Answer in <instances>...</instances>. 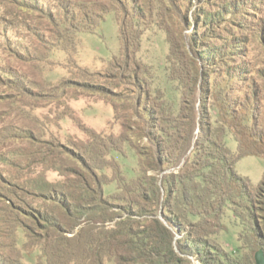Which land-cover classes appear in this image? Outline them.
<instances>
[{
	"label": "trees",
	"instance_id": "1",
	"mask_svg": "<svg viewBox=\"0 0 264 264\" xmlns=\"http://www.w3.org/2000/svg\"><path fill=\"white\" fill-rule=\"evenodd\" d=\"M54 2L57 8L42 15L46 20L42 22L43 26L47 29L25 25V30L45 49L62 51L67 66L71 55L78 50L77 33L92 32L107 12H115L120 50L106 66L121 68L122 65L135 71V54L145 30L143 6L139 0H133L134 9L131 10L124 0ZM225 4L219 6L223 13ZM222 12L207 11L202 20L211 25ZM161 28L166 31L165 40L170 51L166 68L170 80L177 81L181 88V106L179 115L169 120L173 132L160 129L166 133L164 140L145 133L149 146L136 149L132 156L136 158L135 168L126 170L128 175L136 176L132 180L127 179L126 171L115 159L125 157L117 142H127L125 135H118L117 139L104 136L99 139L95 134L102 133L83 125L88 144L83 147V152H75L64 142L51 137L46 118L36 113L38 108L50 107L61 99L65 100L68 110H72L68 105L70 99L97 95L110 102L114 118H117L119 105L103 84L68 77L74 70L69 72L66 67L62 68L66 69L67 77L61 76L53 85L46 81L39 83L16 68L3 69L0 64V88L4 89L0 90V120L4 124L1 127L2 142L14 144L10 154L22 160L13 164L20 172L11 176L15 188L11 193L15 197L19 192L23 193L18 204L6 199L8 206L4 216L9 217L14 229L23 233L25 241L22 245L31 239L40 240L34 249L41 259L53 251L67 262L82 260L89 264H193L195 260H199L197 264H255L253 251L261 248L264 252V214L258 213L264 211V175L257 187L251 189L247 179L233 167L235 160L247 154L264 157V116L254 109L256 100L247 95L236 105L232 98H225L217 107L219 116L215 121H211L209 112L196 110L193 102L198 89L202 94L210 90L212 95L215 85H220L216 83L217 77L227 85L230 79H236L237 68L225 63L223 71L214 58L233 54L235 41L241 38H231L230 48L224 52L202 42L196 47L200 49H194V52H200L197 53L199 59L212 60L210 65L216 74L214 80L208 79L201 89L197 87L199 68L193 65V75L173 60L178 53V39L169 29ZM45 29L52 36L49 41L41 32ZM13 54L20 58L19 52ZM75 65L77 73L90 75L86 67L77 62ZM207 67L203 71L205 77L209 76ZM139 99L136 97L130 108L133 113L139 107ZM189 102L193 113L187 117L184 111ZM202 103L208 104L200 99L199 104ZM232 104L239 107L235 116L231 113ZM59 114L60 118L66 116L65 111ZM255 125L260 129L256 130ZM197 126L199 131L194 135ZM229 134L238 146L234 154L225 144ZM45 135L49 137L45 138ZM63 154L73 158L78 167L67 166L61 158ZM3 160L10 161L9 157ZM107 168L114 170V176L108 177ZM49 171L57 172L62 180H49ZM21 204L28 208L32 225L21 219V214L25 213ZM241 207L248 213L249 220L241 215ZM226 208L230 211L228 222L238 226L239 242L234 251H228L218 237ZM243 231L250 237V242L243 240Z\"/></svg>",
	"mask_w": 264,
	"mask_h": 264
},
{
	"label": "rangeland",
	"instance_id": "2",
	"mask_svg": "<svg viewBox=\"0 0 264 264\" xmlns=\"http://www.w3.org/2000/svg\"><path fill=\"white\" fill-rule=\"evenodd\" d=\"M124 1L128 9H134L132 7L133 0ZM139 1L143 6L142 22L145 30L140 36V48L135 54L137 67L133 71L123 68L122 65L121 68L115 65H111L110 68L106 66L120 50L119 28L115 12H107L104 19L92 32L77 33L78 50L76 54L71 55V61L66 66L65 62L67 63V61L62 51L45 49L36 37L25 30V25H30L38 30L43 29L45 27L43 23L46 20L42 15L48 10H55L56 2L54 0H0V64L3 69L16 68L39 83L46 81V84L53 85L57 82L55 80L61 76L67 77L66 69L62 68L66 67L69 72L74 70L68 77L103 84L114 102L119 105L117 118H114V110L110 102L97 95H80L76 99H70L68 105L73 108L72 110H68L64 99L55 101L50 107H40L36 113L46 118L51 137L64 142L72 151L83 152V147L88 144L82 129L83 125L102 133L95 134L99 139H102L101 136L106 139L107 137L117 139L118 135H125L127 142L117 140L125 157H121L122 160L115 158L118 159L120 167L125 171L131 167L135 168L136 158L132 156L136 149H145L146 146H149L145 133L155 134L156 137L164 140L166 133L160 132V129L172 133L173 128L169 124V120L179 115L181 88L177 81L169 78L166 57L170 51L165 40L166 31L161 27L169 29L171 35L178 39V53L174 56L176 59L173 60H176L177 64H182L183 68L188 72L190 70L193 75V65L195 64L199 68L201 74L197 79V87H201V89L207 85L208 79L212 82L216 74L212 72L213 66L210 65L212 60L199 59L197 53L200 52L196 53L194 49H200L196 47H199L202 42L208 46L212 44L224 52L230 48L231 38L240 36L241 39L235 41L233 46L235 48L233 54L225 55L226 58L218 55L214 58L215 63L222 67L223 71H225V67H223L225 63L237 68L235 69L236 75H234L236 79H230L229 85H227L217 77L216 83L218 82L220 85H215L212 95L209 94L210 90H207L208 93L202 94V91L198 89L193 102H195L196 110L199 109L200 113L209 112L211 121H215L219 116L217 107L223 103L225 98H232L236 105L244 100V95H247V98L252 100L253 97L256 100L253 107L260 116H264V0ZM224 4L226 11L223 13L219 6L223 7ZM232 4L236 6L232 7ZM207 11L222 12V16L208 25L202 20L203 14ZM127 19L129 18L126 17ZM45 24L47 25V23ZM46 29L41 32L49 41L51 35ZM221 41H225V43L222 44ZM237 46L242 50L238 51ZM14 52H19L20 58L16 57ZM42 55L46 57H42ZM223 61L225 62L223 63ZM75 62L86 67L90 71V75L77 73ZM204 67L210 70H206L209 76H204L203 71L206 69ZM1 75L5 78L3 73ZM0 90L4 89L0 88ZM136 97L140 98L139 107L133 113L130 108ZM200 99L208 102V104H204L207 109L203 103L199 104ZM190 103L184 111V116L189 117L193 113L192 103ZM234 105L232 104V108H230L233 109L231 113L235 116L239 107ZM61 111L66 112L64 118L59 116ZM3 126L4 124L0 120V264H89L82 260L67 262L64 257L52 253L53 251H50V256L41 259L38 251L34 249L35 244L40 241L38 238L31 239L22 245L25 241L23 233L14 229V226L8 221L9 217L4 216L5 208L8 206L6 199L18 204L20 196L23 197L21 192L16 197L11 193L15 189L11 184L13 182L11 176L20 172L18 166L13 164L15 162L19 164L22 160L20 157L10 154V149L13 150L15 147L14 144L2 142L1 127ZM255 127L256 130L260 129L259 125H255ZM198 131L197 126L194 135H197ZM48 137L45 135V138ZM225 144L231 153L237 152L238 146L230 134L225 137ZM61 156L67 166L78 167L79 164L73 161V158H68L64 154ZM4 157H9L10 161L6 163L3 160ZM104 158L110 159L108 156ZM180 164H182V160ZM233 167L238 174L247 179L250 188L255 189L264 175V157L247 154L235 160ZM125 173L127 174V171ZM106 174L108 177L114 176L115 172L113 169L107 168ZM134 177L136 176L127 174V179L132 180ZM47 178L51 181L62 180L55 171H49ZM109 188L112 189V186ZM23 205L21 204L26 214L22 213L20 217L25 223L32 225L33 222L26 211L28 208ZM239 211L243 218L249 220L248 213L244 208H239ZM258 213L262 215L264 211H258ZM229 216L230 211L226 208L225 220L221 225L222 230L218 237L219 242L228 251H234L239 242L237 238L238 226L228 222L230 221ZM241 229L242 226L239 231ZM39 231L38 233L41 234ZM241 234L243 240L250 242V237L246 236L244 231ZM258 250L262 249L256 248L253 251V256ZM197 262L199 260H195L193 264H197Z\"/></svg>",
	"mask_w": 264,
	"mask_h": 264
},
{
	"label": "water",
	"instance_id": "3",
	"mask_svg": "<svg viewBox=\"0 0 264 264\" xmlns=\"http://www.w3.org/2000/svg\"><path fill=\"white\" fill-rule=\"evenodd\" d=\"M254 260H255V264H264V253L262 250H258L255 254H254Z\"/></svg>",
	"mask_w": 264,
	"mask_h": 264
}]
</instances>
